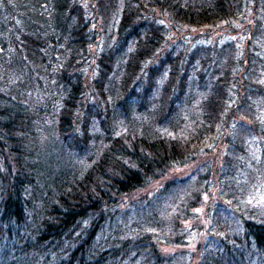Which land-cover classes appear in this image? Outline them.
<instances>
[{
	"label": "trees",
	"instance_id": "trees-1",
	"mask_svg": "<svg viewBox=\"0 0 264 264\" xmlns=\"http://www.w3.org/2000/svg\"><path fill=\"white\" fill-rule=\"evenodd\" d=\"M263 172L264 0H0V264H264Z\"/></svg>",
	"mask_w": 264,
	"mask_h": 264
},
{
	"label": "rangeland",
	"instance_id": "rangeland-1",
	"mask_svg": "<svg viewBox=\"0 0 264 264\" xmlns=\"http://www.w3.org/2000/svg\"><path fill=\"white\" fill-rule=\"evenodd\" d=\"M172 31H173L172 34H171V36H172V38H171L172 39V42H177V41H180L181 42L182 39H184V40H187L186 43H191L192 38H195L197 36H199V39H198L199 42L202 41V40H206V39L212 41V40L215 39V36H216V32L214 30H207L206 28H203V29L197 28V29L188 30L186 28H179V27H177V28L173 29ZM177 45L178 46H181V44H177ZM179 49L180 48L176 47V50L179 51ZM36 83L37 84H40V82H36ZM195 84H196V80H195ZM195 84L192 87H197V84L196 85ZM45 109H47V108H45ZM48 110H49V106H48ZM176 116H178V114ZM153 124H154V122L151 123V126H153ZM155 130L157 132H159V133H164V134L170 135V133L167 132V128H160V129H155ZM219 153H221V150L220 149L218 151H214L213 154H212V156H210L209 158H207V163L209 164L208 166H210L211 170L213 172H215L216 174H217V171L219 170V166H218L219 165V160H218V157H217ZM201 164L202 163H197L196 162L195 169L197 167H199ZM200 170H201V167H199L197 169V172L200 171ZM184 171H185V169H181V170L176 171L175 173L178 176H181L182 175L180 178H183V177L186 176V174H185ZM225 176H227V175H225ZM224 180H226V179L224 177H222L221 180L220 179L217 180V178H216V181H213V184H214L213 193H212V196H209V197H207L204 200V204H203V208L204 209H203V213L200 216L201 218H204V214H205L206 208L212 206V204H211L212 202H210V201H211V198L214 197L213 194L215 193V196L216 197L222 196V192H223V189H224L223 185H226V183H225L226 181H224ZM162 183L163 182L160 181V180L159 181H156L155 183H153V186H152L153 189H155V188L156 189H159L162 186ZM217 183H218V185H217ZM256 186L258 188H264V172L262 174V178L260 180L259 179L257 180ZM149 189H150V187H149ZM216 200H217V198H216ZM254 208L257 209V210H260L261 209V206L260 205H255ZM197 219L201 220L197 216L196 217V220L191 221L189 223L191 224V226H194L197 229H201L202 222H199ZM199 239H201V241H202V238H200L199 235L197 233H195V235L193 236V240L199 241ZM193 247H194V244H191L190 246L187 247V249L192 250Z\"/></svg>",
	"mask_w": 264,
	"mask_h": 264
}]
</instances>
